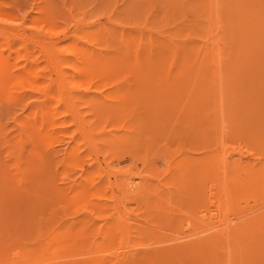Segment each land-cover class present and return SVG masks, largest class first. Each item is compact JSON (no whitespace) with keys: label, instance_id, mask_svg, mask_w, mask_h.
<instances>
[{"label":"rangeland","instance_id":"obj_1","mask_svg":"<svg viewBox=\"0 0 264 264\" xmlns=\"http://www.w3.org/2000/svg\"><path fill=\"white\" fill-rule=\"evenodd\" d=\"M1 25L0 264L256 262L264 187L229 180L264 171V125L237 114L244 85L264 78V0H0ZM248 62L257 77L239 76ZM206 153L231 156L229 173L202 175ZM226 225V239L192 243Z\"/></svg>","mask_w":264,"mask_h":264},{"label":"bare ground","instance_id":"obj_2","mask_svg":"<svg viewBox=\"0 0 264 264\" xmlns=\"http://www.w3.org/2000/svg\"><path fill=\"white\" fill-rule=\"evenodd\" d=\"M263 2V1H262ZM207 4V3H206ZM259 6V5H258ZM206 11V10H205ZM210 13V12H209ZM229 14V13H228ZM195 16V15H194ZM255 17V16H254ZM246 18V17H245ZM210 19V18H209ZM231 19V18H230ZM245 21V20H244ZM229 22V21H228ZM234 22V21H233ZM205 23H207V21L205 22ZM246 23H247V21H246ZM238 24V23H237ZM4 25V24H3ZM8 27V26H7ZM7 27H5V26H0V34H3L5 31H6V29H7ZM19 27H17V29H18ZM236 28V27H235ZM8 29H9V27H8ZM250 29V28H249ZM15 30V29H14ZM19 30V29H18ZM23 31V30H22ZM258 32V31H257ZM259 33V32H258ZM31 34V33H30ZM35 33H33V35H34ZM12 35V34H11ZM37 35V34H36ZM35 35V36H36ZM15 36V35H14ZM37 37V36H36ZM35 37V38H36ZM244 37V36H243ZM29 38V37H28ZM39 39V38H38ZM30 40H32V38L30 39ZM33 40H35V39H33ZM243 40V39H242ZM38 41V40H37ZM34 42H36V41H34ZM243 42V41H242ZM37 43V42H36ZM249 43H251L250 41H249ZM248 43V44H249ZM260 47V46H259ZM258 48V47H257ZM257 48H255V49H257ZM236 49V48H235ZM261 49H263V48H259V50H260V52H261ZM247 50V49H246ZM258 50V51H259ZM241 51V50H240ZM243 51V50H242ZM245 51V50H244ZM250 51H251V49H250ZM264 52V51H263ZM245 53V52H244ZM257 53V52H256ZM261 54V55H260ZM258 56H260V59L262 60V57L264 58V56H263V53H260ZM243 55V54H242ZM249 55V54H248ZM255 55V54H254ZM80 56H83V54H81ZM85 56H87V55H85ZM238 56H239V54H238ZM92 57V56H91ZM201 57V56H200ZM82 58V57H81ZM85 58V57H84ZM89 59V58H88ZM243 59V58H242ZM91 60V59H90ZM239 60V59H238ZM247 60V59H246ZM246 60H245V62H246ZM86 61V60H85ZM242 61V60H241ZM251 61V60H250ZM256 61V60H255ZM249 63V62H248ZM228 64V63H227ZM255 64V63H254ZM252 66V64H248V66L249 67H246V68H239V67H241V66H239L238 68H239V70L240 71H242V73H240V75L239 76H241V75H245L246 74V76H249L250 75V73H252V74H256V72H255V69L253 68V67H251ZM181 67V66H180ZM261 67V66H260ZM237 68V69H238ZM252 68V69H251ZM175 70V69H174ZM173 70V71H174ZM257 70V72L260 74L262 71H264V68H258V69H256ZM216 71V70H215ZM238 70H236V72H237ZM249 71V72H248ZM163 72V71H162ZM210 72V71H209ZM239 72V71H238ZM27 73V72H26ZM254 74V76L255 77H257L256 75ZM2 74H0V76H1ZM195 76V75H194ZM223 76H224V74H223ZM239 76H237V75H235V77H238L239 78ZM252 76L253 75H251V78H252ZM254 76H253V79H254ZM261 76H262V74H261ZM213 77V76H212ZM227 77V76H226ZM225 77V78H226ZM229 77H231V76H229ZM234 77V78H235ZM263 77H264V75H263ZM3 78V77H2ZM194 78V77H193ZM196 78V77H195ZM225 78H224V80H225ZM233 78V79H234ZM260 78H262V77H258L257 78V80H255V81H258V79H260ZM1 79V78H0ZM227 79H228V77H227ZM226 79V80H227ZM237 79V78H236ZM236 79H234V81H228V82H230L231 83V85H230V83H229V85L230 86H232V85H236V82H235V80ZM264 79V78H263ZM262 79V80H263ZM179 80V79H178ZM223 80V79H222ZM238 80V79H237ZM262 80H259L258 82V85L257 84H254L253 82V84L255 85V86H253V87H255V88H253V89H247L246 90V87H247V85L248 84H246V85H244V86H246L245 88H243V93H241L240 92V101H237V105L239 106L240 105V107H243L242 109H241V111L240 112H238L237 114H239V118H240V123L239 124H241L242 126H245V124L246 123H248L249 122V120H256L255 121V123L256 122H258V121H260L259 123H258V125H259V127L260 126H262V128H263V125H264V81H262ZM204 81V80H203ZM209 81V80H208ZM254 81V80H253ZM254 81V82H255ZM226 82V81H225ZM244 82V80L242 81V83ZM212 83H215L214 81L212 82ZM238 83V82H237ZM251 83V82H250ZM181 84V83H180ZM187 84V83H186ZM216 84V83H215ZM225 85H227L226 83H224ZM128 85V84H127ZM132 85V84H131ZM182 85V84H181ZM227 86V88L228 87H230V86ZM213 86V85H212ZM216 86V85H215ZM36 87V86H35ZM136 87V86H135ZM206 87V85L204 86V88ZM259 87V88H258ZM128 89H130L129 88V86L127 87ZM126 88V89H127ZM208 88V87H207ZM224 88H225V86H224ZM37 89V88H36ZM255 89H257V90H255ZM183 90V89H182ZM216 90V89H215ZM130 91H132L131 89H130ZM134 91V90H133ZM132 91V92H133ZM135 92V91H134ZM133 92V93H134ZM142 92V91H141ZM141 92H140V94H141ZM213 92V91H212ZM215 92V91H214ZM217 92V91H216ZM224 94V93H223ZM242 94V95H241ZM122 95H124V97H120V99L122 98V99H125L126 98V101H127V99H129V97H128V94H122ZM127 95V96H126ZM197 95V94H196ZM82 96V95H81ZM87 96V95H86ZM89 96V95H88ZM87 96V97H88ZM130 97H132V95H129ZM134 96V95H133ZM236 96V95H235ZM83 98V97H82ZM86 98V97H85ZM85 98H83V99H85ZM133 98V97H132ZM136 98V97H135ZM135 98H133V100L135 99ZM194 98H196L195 96H194ZM88 99H90V98H88ZM119 99V100H120ZM121 99V101H122V103H125L126 101H123ZM137 99V98H136ZM135 99V100H136ZM139 99H140V96H139ZM87 100V99H86ZM119 100H116L115 102H117V101H119ZM131 100V99H130ZM138 100V99H137ZM186 100V99H185ZM188 100V99H187ZM73 101V100H72ZM228 101V100H227ZM70 102V101H69ZM93 102V101H92ZM128 102H130V101H128ZM131 102L132 103H134V101H132L131 100ZM135 102H137L138 104L140 103L141 104V99H140V102H138V101H135ZM207 102V101H206ZM214 102V101H213ZM97 103V102H96ZM104 103V102H103ZM103 103H101L102 104V106H103V108H102V106L100 107L101 108V110L100 111H103V109L105 110L106 109V106H107V108H108V106L110 107V105H107L106 103V105H104ZM121 102L119 101V103H116V104H118V105H121L120 104ZM153 103V102H152ZM155 103H160V102H155ZM155 103H154V105H155ZM170 103V102H169ZM95 104V103H94ZM93 104V105H94ZM99 106H100V104L99 103H97ZM126 104V103H125ZM128 104H126V106H127ZM130 105H132V104H130ZM135 105V104H134ZM133 105V106H134ZM159 107H160V105L159 104H157ZM169 105V104H168ZM96 106V104L94 105V107ZM98 106V107H99ZM105 106V107H104ZM124 106V105H123ZM129 106V105H128ZM127 106V107H128ZM133 106H131L132 108H133ZM151 106V105H150ZM156 106V105H155ZM172 106V105H171ZM170 106V107H171ZM200 106V105H199ZM214 106H216V104H214ZM237 106V107H238ZM72 107H74V105L72 106ZM71 107V108H72ZM125 107V106H124ZM130 107V106H129ZM130 107V108H131ZM141 108H142V106H140ZM139 106H138V108H140ZM162 107V106H161ZM188 107V106H187ZM190 107V106H189ZM206 106H204L203 108H201V109H203V111H205L207 108H205ZM211 107L212 106H210V110H211ZM224 107V106H223ZM236 107V106H235ZM131 108V109H132ZM156 108V107H155ZM195 108V107H194ZM197 108V107H196ZM213 108V107H212ZM95 109V108H94ZM98 109V108H97ZM136 109V108H135ZM161 109V108H160ZM160 109H158L157 108V110H160ZM185 109H188V108H185ZM192 109V108H191ZM198 109V108H197ZM71 110V109H70ZM137 110V109H136ZM196 110V109H195ZM209 110V109H208ZM210 110H209V112H210ZM236 110H237V108H236ZM236 110H235V112H234V114L236 113ZM106 111H109V109H106ZM129 111H132V110H129ZM134 111V110H133ZM146 111V110H145ZM156 111V110H155ZM186 111L187 110H185V113H186ZM190 111V110H189ZM199 111H200V109H199ZM45 112H47V111H45ZM96 112H99V110L98 111H96ZM135 113L137 112V111H134ZM152 112V111H151ZM181 112V111H180ZM73 113V112H72ZM95 113V112H94ZM102 113V112H101ZM100 113V114H101ZM135 113H133V115L135 114ZM154 113V112H153ZM159 114H160V112H158ZM188 113V112H187ZM223 113H224V111H223ZM230 113V112H229ZM74 114V113H73ZM149 114H151V113H149ZM157 114V113H156ZM237 114H235V115H237ZM140 115V114H139ZM139 115H137V116H139ZM230 115V114H229ZM47 116V115H46ZM45 116V117H46ZM135 116V115H134ZM141 116V115H140ZM147 116H149V115H147ZM146 115H145V117H147ZM152 116V115H151ZM200 116H202V115H200ZM200 116H198V118L200 117ZM213 116H215V115H213ZM213 116H212V118H213ZM143 117V116H142ZM150 117V116H149ZM156 117V116H155ZM158 117V116H157ZM156 117V118H157ZM167 117V116H166ZM210 117V116H209ZM242 117V118H241ZM160 118V117H159ZM194 118V117H193ZM192 118V119H193ZM137 119V118H136ZM135 118H133V120H136ZM203 119V118H202ZM44 120H46V119H44ZM154 120V119H153ZM161 120H163V121H165V119H161ZM195 120V119H194ZM199 120V119H198ZM206 120H207V118L205 119V122H206ZM94 121V120H93ZM156 121V120H155ZM181 121V120H180ZM208 121V120H207ZM212 120H210L209 122H211ZM91 122V121H90ZM143 122V123H142ZM141 123L142 124H144L145 125V123H144V121H142ZM147 122H151V123H153L152 121H147ZM161 122V121H160ZM166 122V121H165ZM201 122H203V121H201ZM213 122V124H214V121H212ZM135 123V122H134ZM133 123V124H134ZM156 123V122H155ZM158 123V122H157ZM254 123V124H255ZM92 124H95V122L93 123L92 122ZM132 124V125H133ZM142 124H140L141 126H142ZM147 124V123H146ZM160 124V123H159ZM163 124H165V123H163ZM182 124V123H181ZM197 124H199L200 125V123H197ZM257 124V123H256ZM87 125V124H86ZM147 125H149L150 126V123H148ZM153 125V124H152ZM92 126H94V125H92ZM141 126H139V127H141ZM153 126H155L156 128H154V129H157L158 128V125L156 126V124L155 125H153ZM200 126H203V124L201 123V125ZM207 126V125H206ZM250 126V125H249ZM139 127H138V129H139ZM152 127V126H151ZM150 127V128H151ZM160 127V126H159ZM203 127H205V126H203ZM239 127H241V126H239ZM252 127V126H251ZM254 127V126H253ZM258 127V126H257ZM258 127V128H259ZM134 128V127H133ZM145 128V127H144ZM150 128L148 129V130H150ZM162 128H164V127H162ZM199 128V127H198ZM244 128V127H243ZM261 128V127H260ZM152 129V128H151ZM161 129V128H160ZM160 129H159V131H160ZM203 129H205V128H203ZM212 129V128H211ZM257 129V128H256ZM255 130V129H254ZM262 130L263 129H261V131H259V130H257V133H261L262 132ZM134 131V130H133ZM150 131H153V129L152 130H150ZM161 131H163V130H161ZM160 131V132H161ZM207 131V130H206ZM242 131V130H241ZM241 131H239V132H241ZM256 131V130H255ZM254 131V132H255ZM259 131V132H258ZM154 132V131H153ZM157 132V131H156ZM253 132V130H252V134L254 133ZM133 133V132H132ZM144 133V132H143ZM142 132H140V134H142V135H140V137L141 138H143V136L145 135V134H143ZM146 133H147V131H146ZM148 133H150V132H148ZM257 133H255V134H257ZM263 133V132H262ZM139 133H137L136 135H138ZM157 134V133H156ZM239 134V133H238ZM240 134H242V133H240ZM163 135V134H162ZM243 135V134H242ZM149 136H152V134H150ZM154 136V135H153ZM158 136V135H157ZM258 136V135H257ZM261 136H264V133H263V135H261ZM155 137V136H154ZM206 137V136H205ZM254 137V136H253ZM255 137H256V135H255ZM254 137V138H255ZM145 138V137H144ZM143 138V139H144ZM153 138V137H152ZM157 138H160V137H157ZM137 140H138V138H136ZM146 139H148V141H150V139L147 137ZM213 139V138H212ZM129 140V139H128ZM261 141L262 142H264V140H262L261 139ZM139 142H140V139H139ZM142 142V141H141ZM146 142V141H145ZM144 141L142 142V143H145ZM155 143L157 142L156 140L154 141ZM146 143H148V142H146ZM153 143V142H152ZM152 143H149V146L147 147V148H145L146 150L148 149V150H150V146L152 145H155L156 146V144H152ZM151 144V145H150ZM262 145V144H261ZM139 146L140 145H138V148H139ZM151 146V147H152ZM154 146V147H155ZM263 146H264V143H263ZM154 147H152V149H154ZM137 148V147H136ZM137 148V149H138ZM160 148V147H159ZM157 149V148H156ZM141 150H144L143 148L141 149ZM152 151V150H151ZM145 152V151H144ZM141 153V152H140ZM156 154V153H155ZM206 155H208V156H205L206 157V164L205 163H202V164H204L205 165V167H204V169L202 170V171H200V172H202L201 174L202 175H206V176H208L209 174H211V175H213L214 174V176H216L219 172L217 171L218 170V167L220 168V167H223L221 164L223 163V165H225V171H227L228 172V170L231 168V167H229L230 166V162H229V160L228 159H230V157L231 156H218V154H216V155H214V154H207L206 153ZM148 156V155H147ZM201 156H202V153H201ZM200 156V158L201 159H203V157H201ZM197 157V156H196ZM224 157V159H222ZM148 158H149V156H148ZM189 158H191V157H189ZM197 159H199V158H197ZM196 159V160H197ZM169 160V159H168ZM180 160H182V159H180ZM200 160V159H199ZM223 160V161H222ZM177 161V160H176ZM193 161V160H192ZM198 161V160H197ZM200 161H204V160H200ZM200 161H198L199 163H200ZM242 160L239 158V159H237V161H235L236 163H239V162H241ZM164 162V161H163ZM172 162H174V161H172ZM172 162H170V163H172ZM180 162V161H179ZM193 162H195L196 163V161H193ZM192 162V163H193ZM234 162V161H233ZM177 162H175V164H176ZM191 163V164H192ZM198 163V164H199ZM231 163H232V161H231ZM235 163V164H236ZM197 164V165H198ZM153 165V164H152ZM169 165V164H168ZM178 165V164H177ZM189 165V164H188ZM196 164H195V166H197ZM232 165H233V163H232ZM182 166H184V165H182ZM201 166V165H200ZM203 166V165H202ZM201 166V167H202ZM156 167V166H155ZM180 167V166H179ZM238 166L236 165V167H234V168H237ZM180 168H182V167H180ZM183 168H185V167H183ZM190 168V167H189ZM196 168V167H195ZM228 168V169H227ZM241 168V167H240ZM151 169V168H150ZM173 169H175V168H173ZM246 169H249V167L248 168H246ZM251 169V168H250ZM261 169V168H260ZM185 170V169H184ZM188 170V169H187ZM236 170H238V169H236ZM235 170V171H236ZM263 170V169H262ZM261 170V171H262ZM256 171V170H255ZM260 171V172H261ZM177 172H178V170H177ZM180 172H181V170H180ZM192 172V171H191ZM200 172H198V173H196L195 174V172H194V174L196 175V176H198L199 175V173ZM247 172V171H246ZM176 173V172H175ZM181 173H184L183 171L181 172ZM204 173V174H203ZM205 173H207V174H205ZM229 173V172H228ZM249 172H247V174H248ZM251 173V172H250ZM249 173V174H250ZM200 174V175H201ZM259 174V172L257 173V174H254L253 172H252V175L251 176H249L248 178H246V180L244 181H240V180H238V179H235V177H236V175L234 176L233 174H232V176H227L226 174L224 175L225 177H227V178H230L231 180H229L230 181V183L231 182H233V187H237V189H238V187H244V188H242V189H245V187H247L248 188V190L250 191H253L255 188L254 187H264V171H263V173H261L260 174V176L258 175ZM171 175V174H170ZM180 175V174H179ZM188 176H190V175H188ZM196 176H194V178L196 177ZM210 176V175H209ZM214 176H210V179H211V177H214ZM218 176V175H217ZM222 176V175H221ZM220 176V177H221ZM247 176V175H246ZM176 177H178V176H176ZM190 177H192V176H190ZM189 177V178H190ZM199 177V176H198ZM219 177V176H218ZM225 177H224V179H225ZM188 178V179H189ZM208 178V177H207ZM173 179H174V177H173ZM191 179V178H190ZM195 179H197V178H195ZM204 179V178H203ZM210 179H208L209 181L208 182H212V181H214V179L213 180H211L210 181ZM218 179V178H217ZM175 180V179H174ZM173 180V181H174ZM178 180V182H180L181 181V179L179 180V178L177 179ZM198 180L199 179H197V183H198ZM221 179H219L218 181H220ZM176 181V180H175ZM195 181V180H194ZM226 181H228L227 179H226ZM171 182V181H170ZM196 182V181H195ZM194 182V183H195ZM174 183V185H175V183L176 182H173ZM189 183V182H188ZM197 183H195L194 184V186H196L197 185ZM200 183V182H199ZM220 183H222V181H220ZM187 184V183H186ZM193 185V183L191 182L190 183V185ZM206 184V183H205ZM204 184V185H205ZM219 184V183H218ZM179 185H180V183H179ZM188 185V184H187ZM141 186V183H140V179L139 178H137V176L136 177H130V178H128L125 182H124V184H123V187H124V190H125V192L126 193H130L131 191L133 192V193H136L138 190H139V187ZM222 186H224V185H222ZM228 186V185H227ZM185 187V186H184ZM190 187V186H189ZM196 188V187H195ZM204 188V187H203ZM246 188V189H247ZM260 188V189H261ZM262 189H264V188H262ZM194 190V189H193ZM192 190V191H193ZM211 189H209V191H210ZM248 190L246 191L245 190V192H248ZM256 190V189H255ZM201 191H202V189H201ZM213 191V190H212ZM238 191H241L240 189L238 190ZM257 191H258V188H257ZM202 193V192H201ZM206 193V192H205ZM210 193H213L214 194V192H210ZM201 195V194H200ZM215 196V195H214ZM213 196V197H214ZM208 198V197H207ZM209 199V198H208ZM210 201H211V199H210ZM213 203V202H212ZM202 204H203V202H202ZM212 205H215L214 203L212 204ZM204 206V205H203ZM217 206V205H216ZM205 207V206H204ZM215 207V206H214ZM194 210V209H193ZM215 210L216 211H218L219 210V208H218V206L217 207H215ZM206 213V212H205ZM207 214H202L201 216H200V219L201 220H203V221H201V222H204V224H205V226L207 225V227L204 229V232L205 231H208V230H212V228H214L215 227V225H214V223L212 224V222L210 221V220H212L211 218L214 216L215 217V215H217L216 213H211V216H209V217H207L206 216ZM175 217V216H174ZM237 218V217H236ZM229 220H231V219H228V221ZM233 221V220H232ZM200 222V223H201ZM231 222V221H230ZM215 223H216V221H215ZM220 223H221V221H220ZM228 223V222H227ZM226 223V224H227ZM222 224H225L224 222L222 223ZM227 226V225H226ZM204 227V226H203ZM228 227L229 226H227V228L226 227H224V228H221V229H219V230H217V232L215 233L214 232V234H210V235H207V236H202L201 238L199 237L198 239L197 238H195L196 240H193V242L192 243H195V244H197L196 242H194V241H197L198 243H199V241H200V243L202 242V243H204V242H206L207 244H210V246H211V244L212 243H210V241L212 240H214V243H216L215 241V239L216 238H218L220 235H221V237H223L224 239H226V237H227V235H228ZM251 228V227H250ZM254 229V228H253ZM203 232V231H202ZM185 233V232H184ZM199 233V232H198ZM201 233V232H200ZM193 234V233H192ZM70 235V234H69ZM191 235V233H189V236ZM206 235V234H205ZM71 236V235H70ZM76 236H74V238H75ZM185 237H188V234L187 235H183V236H181L180 238H182V239H184ZM73 238V239H74ZM77 238H78V236H77ZM220 238V237H219ZM68 239H71V238H68ZM72 239V240H73ZM76 239V238H75ZM68 241V240H67ZM73 241H75V240H73ZM72 241V242H73ZM76 241H78L77 239H76ZM75 241V242H76ZM74 242V243H75ZM189 242H190V240H189ZM189 242H184L183 241V243H181V246H186V244H191V243H189ZM74 243H72V246H74L75 244ZM201 243V244H202ZM74 244V245H73ZM252 245V244H251ZM263 245V244H262ZM191 246H194V245H191ZM77 247V246H76ZM187 247H189V246H187ZM254 247H256V246H254ZM65 249H66V247H64ZM166 248V247H165ZM171 249H173L174 247H170ZM186 248V247H185ZM258 248V247H257ZM167 249V248H166ZM170 249V250H171ZM175 249V248H174ZM173 249V250H174ZM264 249V248H263ZM158 250H160V249H158ZM257 250V249H256ZM166 251V250H165ZM172 251V250H171ZM174 252H175V250H174ZM258 252H260V251H258ZM261 252H262V250H261ZM132 252H130L129 254L130 255H132L131 254ZM134 253V252H133ZM158 253V252H157ZM246 253V252H245ZM251 254V253H250ZM262 254V255H261ZM159 256V255H158ZM249 256V255H248ZM262 256V259L260 258ZM252 257V255L250 256V258ZM263 257H264V253H257L256 252V262L254 263L253 261V264H264V262H261V260H263L264 261V259H263ZM242 258V257H241ZM246 258V257H245ZM249 258V257H248ZM253 259V258H252ZM97 260V259H96ZM96 260H94V259H90V260H88L89 261V263L90 264H99V263H97V262H99L98 260H97V262H96ZM242 259H240V261H241ZM246 260V259H245ZM249 260V259H248ZM245 262V261H244ZM247 262V261H246ZM252 262H250V263H252ZM75 263V262H74ZM86 263V262H85ZM248 263V262H247Z\"/></svg>","mask_w":264,"mask_h":264}]
</instances>
